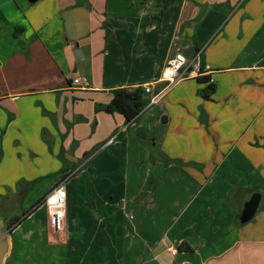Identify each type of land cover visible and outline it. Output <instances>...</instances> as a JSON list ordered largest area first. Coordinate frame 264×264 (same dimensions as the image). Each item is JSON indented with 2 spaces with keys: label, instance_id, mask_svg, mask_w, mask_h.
<instances>
[{
  "label": "crops",
  "instance_id": "1",
  "mask_svg": "<svg viewBox=\"0 0 264 264\" xmlns=\"http://www.w3.org/2000/svg\"><path fill=\"white\" fill-rule=\"evenodd\" d=\"M177 51L202 72L130 125L97 111L115 89L161 91ZM63 158L97 163L74 177ZM52 176L68 264H264V0H0V185Z\"/></svg>",
  "mask_w": 264,
  "mask_h": 264
},
{
  "label": "rangeland",
  "instance_id": "2",
  "mask_svg": "<svg viewBox=\"0 0 264 264\" xmlns=\"http://www.w3.org/2000/svg\"><path fill=\"white\" fill-rule=\"evenodd\" d=\"M89 138L88 135L83 139L88 142L90 141ZM61 163L63 172L66 168L74 169V177H76L87 175L86 172L93 169L92 166L97 162H89V164L86 162V167L79 172L80 162H69L63 158ZM37 179L21 181L19 185L14 186L17 189L19 186L21 187L15 193L12 190L14 188H6L0 185V215L6 218L7 228L12 219L29 212L32 206L45 196L46 189L50 187L49 181L54 180L53 176L40 181L39 178ZM75 180L76 178L74 183ZM66 182L64 183L65 186ZM64 232L58 234L53 232L48 223V210L45 204L41 205L12 232L16 249L15 258L9 264H68L70 247L65 236H63Z\"/></svg>",
  "mask_w": 264,
  "mask_h": 264
},
{
  "label": "built area",
  "instance_id": "3",
  "mask_svg": "<svg viewBox=\"0 0 264 264\" xmlns=\"http://www.w3.org/2000/svg\"><path fill=\"white\" fill-rule=\"evenodd\" d=\"M178 40V38H176ZM176 45V44H175ZM201 64L200 53H196L189 58L184 52L177 51L168 61L163 72L162 81L165 86L158 93H153L150 86L145 87V92L151 95L149 105L154 104L177 82L186 79L195 66ZM76 87H86V83L80 76L73 80ZM111 139L108 144L112 143ZM67 192L62 184L52 188L44 199V204L48 210V223L53 232L62 233L65 230ZM174 253V252H173Z\"/></svg>",
  "mask_w": 264,
  "mask_h": 264
},
{
  "label": "trees",
  "instance_id": "4",
  "mask_svg": "<svg viewBox=\"0 0 264 264\" xmlns=\"http://www.w3.org/2000/svg\"><path fill=\"white\" fill-rule=\"evenodd\" d=\"M198 52V51H196ZM201 72L204 69V63L201 59L200 64ZM203 83L210 81L208 76L198 78ZM216 87L214 84L208 85L204 90L199 91V95H201L205 100H211L213 94L215 93ZM146 92L143 88L138 87L135 89L129 88H119L113 91V99L109 105L98 106L97 111H104L109 114L118 113L124 116L126 123L128 125L134 123L141 113L145 110V108L149 105V99L146 98ZM200 119L203 123L208 122V117L206 112L201 109ZM88 155V154H87ZM68 176H63V180ZM41 179H39L40 181ZM59 185V184H58ZM57 186V185H56ZM40 198L38 203L32 206L29 212L24 213L21 217H16L12 219L8 223V227L12 229V232L38 207L44 204V199Z\"/></svg>",
  "mask_w": 264,
  "mask_h": 264
},
{
  "label": "water",
  "instance_id": "5",
  "mask_svg": "<svg viewBox=\"0 0 264 264\" xmlns=\"http://www.w3.org/2000/svg\"><path fill=\"white\" fill-rule=\"evenodd\" d=\"M31 3H35L38 0H29ZM81 50L78 48L75 52V56L79 58ZM261 200L260 194H254L249 201H247L242 210L240 216V222L246 223L253 219L255 216ZM14 248V239L12 237V229L7 228L6 218L0 215V264H7L11 259Z\"/></svg>",
  "mask_w": 264,
  "mask_h": 264
}]
</instances>
